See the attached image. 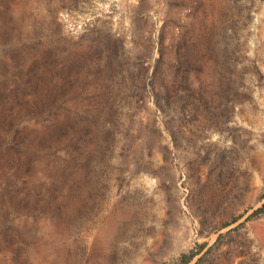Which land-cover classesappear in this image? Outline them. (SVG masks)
Returning <instances> with one entry per match:
<instances>
[{
  "label": "rangeland",
  "instance_id": "obj_1",
  "mask_svg": "<svg viewBox=\"0 0 264 264\" xmlns=\"http://www.w3.org/2000/svg\"><path fill=\"white\" fill-rule=\"evenodd\" d=\"M191 253L264 264V0H0V264Z\"/></svg>",
  "mask_w": 264,
  "mask_h": 264
},
{
  "label": "trees",
  "instance_id": "obj_2",
  "mask_svg": "<svg viewBox=\"0 0 264 264\" xmlns=\"http://www.w3.org/2000/svg\"><path fill=\"white\" fill-rule=\"evenodd\" d=\"M260 211H261V209H257V210L254 211L253 214H257ZM194 255H195L194 253H191L189 255L182 256V259H181L182 264H186L187 262H189L194 257Z\"/></svg>",
  "mask_w": 264,
  "mask_h": 264
}]
</instances>
